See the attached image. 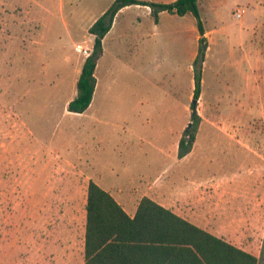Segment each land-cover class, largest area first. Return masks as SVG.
I'll list each match as a JSON object with an SVG mask.
<instances>
[{"label": "rangeland", "instance_id": "374dc122", "mask_svg": "<svg viewBox=\"0 0 264 264\" xmlns=\"http://www.w3.org/2000/svg\"><path fill=\"white\" fill-rule=\"evenodd\" d=\"M114 2L0 0V231L7 233L6 254H21L14 264H23L26 252L11 250L9 242L18 234V245L29 246L35 217L49 216L52 225L59 210L83 213L89 183L104 177L98 163L101 173L115 170L107 176L111 193L130 216L148 197L260 258L264 0H200L208 46L205 62L197 65L202 121L183 159L178 147L191 123L201 39L191 14L165 12L157 21L150 7L128 8L104 42L93 109L82 119L67 112L87 59L77 46L95 50L90 28ZM238 9L245 10L241 19ZM243 72L258 88L237 102L231 92L226 97L232 91L226 84ZM69 118L81 124L76 131L68 129L75 122ZM35 259L51 264V256ZM83 261L80 253L74 264Z\"/></svg>", "mask_w": 264, "mask_h": 264}, {"label": "trees", "instance_id": "16d2710c", "mask_svg": "<svg viewBox=\"0 0 264 264\" xmlns=\"http://www.w3.org/2000/svg\"><path fill=\"white\" fill-rule=\"evenodd\" d=\"M199 4L200 0H176L170 4L116 0L90 28V33L95 36V50L85 60L77 82V95L69 103L68 112L83 114L90 108L97 87L96 69L104 50L103 40L117 14L134 5L150 7L157 21L163 12L195 17L201 36L194 77V100L199 101L202 78L197 65L205 62L208 49ZM197 108L198 103L196 106L191 104V123L180 140L179 159L187 157L196 142L202 121ZM86 210L84 264H264V244L261 256L257 258L148 197L141 199L135 215L130 216L109 192L91 181Z\"/></svg>", "mask_w": 264, "mask_h": 264}, {"label": "crops", "instance_id": "0c3cea01", "mask_svg": "<svg viewBox=\"0 0 264 264\" xmlns=\"http://www.w3.org/2000/svg\"><path fill=\"white\" fill-rule=\"evenodd\" d=\"M175 1L176 0H173L171 3L175 2ZM164 4H170V3H164ZM134 6H138V5H134ZM130 7H132V6H130ZM130 7H125L124 9H122L117 14V16L115 17V20L113 22L111 30L109 31V33L106 35L105 39L103 40V47H104V42L108 39V36L112 34V31L116 25V20L119 18L120 15H122ZM163 13H165V12H163ZM104 52H105V49L103 50V53L101 56H103ZM246 75L247 74L245 72H243V73L238 75V77L234 83L229 82L226 84L229 89H230V86L232 87V91L226 90V92H225V95L227 98L231 92V93L235 94L237 102L242 100V98H243L242 101H244L247 91L257 90L258 87H256L255 84L253 87L250 86L251 77L247 78ZM258 79H260V77L257 78V82L259 81ZM228 91H229V93H228ZM97 92H98V86L96 87V91H95V94L93 97V102H92L90 108L85 113L75 114V113L68 112V110H67V112L69 114L75 115V117H77L76 119H80V118L82 119V118L86 117V115H88V113H90L91 110L93 109V107L96 103L95 101L98 100L99 94ZM254 92H256V91H254ZM76 95H77V93H76ZM69 103H68V105H69ZM63 117L68 118L65 115ZM74 118H69V119L72 122V120ZM90 120H95L100 125H105V126L111 125V122H108V124H106L107 120L105 121L104 117H102V121H100V122L97 119H94L92 117H90ZM115 123H116V121H115ZM78 126H81V124L75 120L74 124L72 126L68 127V129L71 132V130L74 131L75 129H77ZM70 143H72V142H70ZM97 165H98V163H96V165H95L97 172L102 174V176L104 175V177H102L97 182L96 181H93V182L98 184L102 189L109 192L113 196V194L111 193L112 187L110 184L111 180L109 179L110 176L109 177H107V176L112 175L115 170H111L110 172H107V173H104V172L101 173L98 170ZM130 180H134V179H130ZM130 180H129V182L131 183ZM99 182H100V184H99ZM119 182L120 181H117L116 183H119ZM86 202H87V200H85V203ZM117 202H118V200H117ZM44 219L45 220H41L38 217H35L33 220L30 221V226H29L30 231L28 232V234L30 236L29 246L24 245L25 248H23L22 243H20L21 245H18L19 244L18 239H16V238H18V234H16V237L14 240L10 239L11 241L9 242L10 243L9 247L11 248V250L15 251V250L19 249V251L22 252L23 251L22 249H24V251L26 252L25 260L23 259V262H22L23 264H28V260H29V264H34L33 262L37 261V259H35V258H37L38 254L41 256V258L43 257L45 260H47L48 256H51V260H50L51 264H74L75 260L78 258L80 253L83 254V258H85V241H86V224H87V210L86 209H84L83 213H81V214L78 212L76 214L72 213V215L67 214V213L63 214L59 210L52 217V219H53L52 225L50 224L51 222L49 221V219H50L49 216H46ZM42 222H44V224ZM6 234H7L6 232L4 233V232L0 231V264H14L16 258H18V257L24 258V257H22L21 254L17 255V252L15 253L16 255H13V254L7 255L6 254V247H7V245H9L7 243L8 239H7ZM44 236H46V237H44ZM220 239H222V238H220ZM237 248H239V247H237ZM239 249L251 254L250 252L246 251L245 249H242V248H239ZM251 255H253V254H251ZM255 257H257V256H255ZM257 258H259V257H257ZM84 263H85V261H83L81 264H84Z\"/></svg>", "mask_w": 264, "mask_h": 264}, {"label": "built area", "instance_id": "2783aa9c", "mask_svg": "<svg viewBox=\"0 0 264 264\" xmlns=\"http://www.w3.org/2000/svg\"><path fill=\"white\" fill-rule=\"evenodd\" d=\"M244 13H245V10L238 9L235 13V17L237 19H241L243 17ZM77 50L79 51V53H81L82 55H84L87 58L90 57L93 53V51H91L89 48H86L82 45L77 46Z\"/></svg>", "mask_w": 264, "mask_h": 264}, {"label": "water", "instance_id": "95a60500", "mask_svg": "<svg viewBox=\"0 0 264 264\" xmlns=\"http://www.w3.org/2000/svg\"><path fill=\"white\" fill-rule=\"evenodd\" d=\"M197 103H198V101L197 100H193V104L196 106L197 105ZM190 127V124H189V126H188V128Z\"/></svg>", "mask_w": 264, "mask_h": 264}]
</instances>
